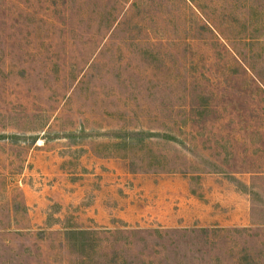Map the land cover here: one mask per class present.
<instances>
[{
    "label": "rangeland",
    "instance_id": "obj_1",
    "mask_svg": "<svg viewBox=\"0 0 264 264\" xmlns=\"http://www.w3.org/2000/svg\"><path fill=\"white\" fill-rule=\"evenodd\" d=\"M0 264H264V0H0Z\"/></svg>",
    "mask_w": 264,
    "mask_h": 264
}]
</instances>
